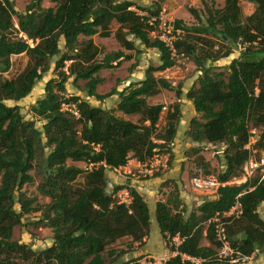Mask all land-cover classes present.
<instances>
[{"label": "trees", "instance_id": "obj_1", "mask_svg": "<svg viewBox=\"0 0 264 264\" xmlns=\"http://www.w3.org/2000/svg\"><path fill=\"white\" fill-rule=\"evenodd\" d=\"M51 1L55 5L46 7L43 0H30L20 11L14 0H0V264H144L141 257L123 260L122 250L107 249L123 237L143 244L151 225L143 195L128 183L109 191L107 171L131 158L144 162L156 152L172 157L180 103L168 110L164 128L156 132L165 105L149 103L148 98L162 89L181 95L169 80L155 74L173 67L177 56L151 36L149 16L132 9L131 0ZM247 1L254 5L249 15L242 12L239 0H225L221 9L207 16L205 25L173 21L175 28L184 31L175 43L178 55L192 56L201 71L198 86L187 92L200 115L191 119L186 133L197 143L224 144L222 180L238 176L249 157L250 121L264 125V0ZM140 9L160 13L154 4ZM189 10L200 18L197 9ZM205 32L220 42L212 40L209 48H200L193 35ZM112 33L124 49L138 53L137 41L157 49L160 63L148 66L143 79L100 93L97 87L104 78L98 73L132 57L123 49L103 53L93 39ZM236 45L242 46L240 55L226 69L208 64L228 57ZM22 53L28 56L25 68L7 78L4 74L12 66V56ZM53 61L57 77L46 82L45 94L31 106L42 121L39 128L35 120L25 118L20 105L6 101L28 96ZM71 77L74 84L84 80L87 95L97 100L116 94L117 105L104 108L79 94H67ZM117 110L140 116L133 121L117 115ZM256 144L264 151V129ZM69 160L106 165L86 170ZM36 165L43 175L38 190L50 199L43 204L23 190L33 182ZM124 188L131 200L122 205L116 194ZM237 196L243 211L227 226L233 247L247 257L264 249V219L258 210L264 202V180L257 174L242 184L220 187L217 196L202 200L189 212L178 186L166 200H158L155 217L161 234L168 240L180 238L171 245L175 254L165 264H229L218 256L212 219L227 211ZM36 211H40L37 217L23 222L25 215ZM26 223L51 228L52 244L36 249L14 239L15 227ZM204 237L209 244H202Z\"/></svg>", "mask_w": 264, "mask_h": 264}, {"label": "rangeland", "instance_id": "obj_2", "mask_svg": "<svg viewBox=\"0 0 264 264\" xmlns=\"http://www.w3.org/2000/svg\"><path fill=\"white\" fill-rule=\"evenodd\" d=\"M14 1H15L16 9L20 11H23L26 5L30 2V0H14ZM239 3L242 12L245 15H249L254 11V5L249 3L247 0H239ZM42 4L46 7L55 5V3L52 2L51 0H43ZM202 4L204 5L203 6L204 9H202V11L205 10L203 12V15L200 16V18L198 19L195 17L196 19L194 21L189 22L190 25L207 24V16L215 9H221L224 6L225 1L206 0V2L204 1V3L202 2ZM142 11L143 10H141V12ZM117 27H118V23L114 21V23L112 24V30L115 31ZM217 28H220V26L218 25ZM151 36L154 37L152 33ZM183 36H184V32L181 35V37ZM131 37L132 36H130V38ZM193 37H195V40L198 42L199 47L204 49L210 47V42L212 40L215 42H220L219 37L217 38L216 36H212L208 32L203 33V35L195 34L193 35ZM93 39L95 43H97L101 47L103 53L118 49H124L120 45L119 41L113 35L108 38H103L101 36L95 35ZM31 44L33 43L31 42ZM137 44L139 47L143 46L142 44H140L139 41H137ZM61 46H63V41H61ZM124 50H127L128 54H131L132 57L130 59H124L122 60V63L120 65L115 66L111 69H102L98 73L100 76L104 78L102 83H100L97 87V90L100 93H106L115 87L121 90L127 84H129L130 81H132V78H134V76H136L135 78L142 76L144 77L145 71L148 66L150 65L156 66L157 64L160 63V59L158 55L159 53L158 50L155 48L153 50L147 51L144 55V58L142 57L141 54L143 50H140L138 52L139 54L136 53L135 50H128V49H124ZM144 50L146 51V49ZM241 50H242V46L239 45L234 46L233 53H231L228 57H224L221 58L220 60H217L215 64L219 66V68L222 70L226 69V66L232 61V59L240 55ZM134 54H135L134 57L135 59H133ZM102 56L103 54H101L99 58H102ZM55 59L56 58H54V60ZM27 60H28V56L25 53L13 55L12 66L9 69V71H7L4 75L7 78L15 77L25 68L27 64ZM70 62L71 61H68L67 64H69ZM209 62L210 61H208V63ZM132 74L134 75L131 76ZM155 74L159 77H164L167 80H169L176 89L181 90V95H183L184 90H187L188 92L189 90L195 88L198 85V78L201 75V71H199L198 65L192 56L180 55L176 57V64L173 67L168 68L167 71L164 72L163 71L155 72ZM55 77H57V73L54 71V61H53L51 69L45 74L43 79L40 80L35 85L32 92L28 96L18 101L7 100L6 102L10 105L13 104L20 105L21 111L24 114L25 118L35 120L36 126L41 128L42 121L33 115L31 111V106L33 103H35V101L38 98L42 97L45 94L46 82L50 78H55ZM84 83L85 81L80 79L77 83L74 84L73 77H71L66 83L67 94H79L81 97L90 101L91 104L93 105L103 106V104H106L109 108H112L115 105H117L118 96L116 94L104 99L103 101L97 100L96 98L87 95V92L84 89ZM161 92L162 93L160 94V97L162 103L165 105L164 106L165 108H163L156 132H161L162 129L164 128L168 110L172 112L173 106L176 103H180V106L182 105L181 102L178 100L179 95H177L175 91L162 89ZM150 102H152V99H150ZM66 106L67 105H65L64 107L66 108ZM117 111L118 113L122 114V117L125 116V114H123L121 111L119 110ZM115 113L117 114V112ZM187 113H189L188 110L186 114ZM139 116H140L139 114H132L125 117H127L126 119L138 121ZM188 120H189L188 126H190L191 118H189ZM249 127L251 132L250 148L251 150H256V155L259 156L264 151L256 143L259 135L264 129V125L257 126L254 124L253 121H250ZM185 134L187 136L186 137L187 139L185 138L184 142L181 144L182 159L181 161L176 162L175 178L170 179V181H167L164 183V185H161L160 191H164L162 193L161 199L163 198L164 200H166L169 193L171 194L173 190H175V187L178 186L181 198L183 199L184 204L187 207V212H189L190 210L195 209L199 205V203L202 202V200L207 198L209 199L208 195H205L204 193H201L193 188L191 183V177L194 175V173H196L199 170H202L204 173L214 174L215 176L219 177L226 169V165L223 155V150L225 148L223 143L220 144H212L208 142L197 143L193 141L187 135V133ZM171 152H172V157H170L167 167H160L159 169H155V168H151L150 165H147L145 168L148 169L151 168L153 170L152 173H156V174L165 173L172 170L175 164L174 161L175 156L173 153V149ZM68 163L79 166L83 169H85V167L87 166L86 162L83 161L77 162V161L69 160ZM32 174L34 177L33 182L26 184L23 187V190L27 193L28 196L37 197L38 202H40L41 204L49 202L50 200L49 197L40 193L38 190V185L43 179L42 172L40 171L38 165H36L35 168L32 170ZM136 174L141 175L139 177L140 179H145L146 177L149 176V175L146 176L145 173H141L139 171H137ZM182 177H184V179ZM233 177H231L230 179H232ZM114 186L115 184L110 179L109 191H111ZM126 189L127 188L120 190L116 194V199L119 202H125L126 204H128L130 202V197H128ZM152 206H154L153 203ZM258 210L261 217L264 219V202L261 203ZM39 213L40 211H36L28 215H25L23 217V222H27L28 220L37 217ZM237 219L238 218L233 219L232 223ZM155 220H156L155 215L152 213L150 232H149L150 241H152L151 244L150 241L148 242V244L147 242H144L143 244H139L138 242H132L131 239L128 237H123L118 239L112 245L108 246L107 249L116 248L117 250H122L123 260H128L134 257H141V262H143L144 264H156V261L159 264H161V261H165L169 257L175 254V252L172 251L171 249V245L174 244V241L173 239L168 240L164 238L162 235H160L159 226ZM13 238L20 242L28 243L32 245L33 248L39 249V248H45L52 244L53 233L51 228L49 227H34L33 225L26 223L23 226L18 225L15 227ZM202 244H209V241L206 237L203 238ZM105 255L107 256V252L105 253ZM195 262L199 263L198 260H195ZM229 264H264V249H258L251 256L242 258L237 262H230Z\"/></svg>", "mask_w": 264, "mask_h": 264}, {"label": "crops", "instance_id": "obj_3", "mask_svg": "<svg viewBox=\"0 0 264 264\" xmlns=\"http://www.w3.org/2000/svg\"><path fill=\"white\" fill-rule=\"evenodd\" d=\"M131 1L134 2V5L132 6V8L135 10H138L139 12H141L140 7H148V6L154 4L155 8H158L160 13L162 15L166 16L167 18H169V20L171 22H173L175 19H182L186 24H189V22L194 21L196 18L190 12V10H189L190 7L197 9L198 12L200 13V16H202L203 12L205 11V10L202 11V9H204V7H203L204 5L202 4V0H131ZM142 12H146V11H142ZM112 35L114 36V33H112ZM94 37L95 36H93V38ZM103 38H108V37H103ZM138 48L140 50H143V52L141 53L143 58H144V55L147 51L154 49V48H145V47L143 48V46L142 47L138 46ZM144 49H146V51ZM124 51L126 53H128L127 50H124ZM135 54L133 55V59H135L134 58ZM215 62L214 61L209 62L208 64L216 65ZM164 71H167V69ZM133 75L134 74H132L131 76H133ZM135 77L136 76H134V78H132V81L133 80H141L144 78L143 76L137 77V78H135ZM186 92H187V90H184L183 95H180L178 98V100L182 104L181 105L182 108H181V118H180V122L178 125L177 134H176V137H175L173 144H172V149H173V153L175 156L174 157L175 158L174 159L175 164H174L173 169L168 171V172L160 173V174L152 173V171L150 169L145 168L146 164H144V162L138 161L135 158H131L127 164L122 165V166L117 167V168L108 169V171H107L109 181L111 179L115 185L128 183L131 186L135 187L138 190V192H140L143 195V197L145 198V200L147 201L149 208H150V213L151 214L153 213L154 215H155V210H156V202L158 200H164L163 198L161 199L162 193L164 191H160V187H161V185H164L165 182L170 181V179L175 178L176 162H179L182 159V154H181L182 145L181 144L184 142L185 138L187 137L185 133L189 129V126H188L189 120L188 119L189 118L192 119L194 116L200 115L199 113H197L195 111L192 100L187 98ZM161 93L162 92L158 93L155 96L149 97L148 98L149 103H152V104L162 103L161 97H160ZM150 99H152V102H150ZM102 107L109 108L106 104H103ZM187 110L189 111V113L186 114ZM116 112L118 115L122 116L121 113H118V111H116ZM125 116H128V114H125ZM125 116H123V117H125ZM125 118H127V117H125ZM190 144H191V142H190ZM137 171H139L141 173H145L146 176L147 175H149V176L146 177L145 179H140L139 177L141 175H137L136 174ZM182 178L184 179V177H182ZM208 197L211 198L210 196H208ZM152 203L154 206H152ZM160 235H162L161 231H160ZM149 241H150V234L147 237H145V242H147V244ZM151 242L152 241H150V244H151ZM155 243H157V242H155ZM205 245H207V244H205Z\"/></svg>", "mask_w": 264, "mask_h": 264}, {"label": "built area", "instance_id": "obj_4", "mask_svg": "<svg viewBox=\"0 0 264 264\" xmlns=\"http://www.w3.org/2000/svg\"><path fill=\"white\" fill-rule=\"evenodd\" d=\"M136 11L139 12L138 10ZM142 14H146L149 16L148 23L153 27L152 34L154 35V37H158L160 40H162L169 48V50H171L173 55H183H178L175 43L178 39L181 38V35L184 31L181 28H175L174 23L170 22L169 18L162 15L161 13H159L158 15H154L144 12ZM250 143L251 140L249 139V142L246 145V148L250 150L249 157L238 176H234L232 179L222 180L214 174H207L202 170H199L191 177L193 188L212 198L218 195L219 188L222 186L242 184L257 174L260 176L261 180H264V154H260L259 156H257L256 150H251ZM168 162V153L156 152L146 161H144V164H146V166L150 165L151 168L159 169L160 167H166L168 165ZM86 164V170H92L94 167H98L101 164L106 165L103 161L99 163L88 162ZM151 168L150 170L153 171ZM126 192L128 194V197H130L128 190H126ZM242 211V203L239 200V196H237L234 204L227 211L221 214H216V216L212 219V221L214 222L216 239L219 243L218 256L220 258L228 259L229 262H237L240 259L247 257L241 255L240 251L233 247L231 236L227 231V226L233 221V219L239 218V216L242 214ZM172 239L174 243H178L180 241L178 235L174 236ZM193 260L195 261L198 259ZM157 263L158 262L156 261V264ZM161 264H165V261H161Z\"/></svg>", "mask_w": 264, "mask_h": 264}, {"label": "water", "instance_id": "obj_5", "mask_svg": "<svg viewBox=\"0 0 264 264\" xmlns=\"http://www.w3.org/2000/svg\"><path fill=\"white\" fill-rule=\"evenodd\" d=\"M126 203L125 202H122V205H125Z\"/></svg>", "mask_w": 264, "mask_h": 264}]
</instances>
